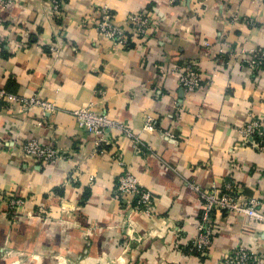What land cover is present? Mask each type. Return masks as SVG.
<instances>
[{"label": "crops", "instance_id": "1", "mask_svg": "<svg viewBox=\"0 0 264 264\" xmlns=\"http://www.w3.org/2000/svg\"><path fill=\"white\" fill-rule=\"evenodd\" d=\"M103 8L128 33V13L163 17L161 33L122 48L97 32ZM0 32V88L55 106L43 115L0 103V264H221L240 243L264 264V146H243L236 130L264 116V68L253 78L241 66L248 51L264 49V0H63L59 16L48 0H13L0 10ZM223 41L236 55L214 57ZM189 60L205 83L184 95L173 68ZM85 106L126 125L140 152L115 129L96 147L72 115ZM147 115L154 131L144 129ZM34 136L67 157L27 160L20 147ZM117 154L152 193V217L116 198ZM229 179L260 202L263 219L217 216L213 244L198 256L189 244L203 201L189 184L219 190ZM11 196L25 200L20 217L7 213Z\"/></svg>", "mask_w": 264, "mask_h": 264}, {"label": "built area", "instance_id": "2", "mask_svg": "<svg viewBox=\"0 0 264 264\" xmlns=\"http://www.w3.org/2000/svg\"><path fill=\"white\" fill-rule=\"evenodd\" d=\"M48 1L51 12L54 16H59L63 0ZM183 1L185 0H167V3L172 5ZM12 3L13 0H0V10L9 7ZM126 20L132 29L130 33L123 26L115 24L110 11L107 8H103L96 25L97 32L109 42L126 49L131 46V41L134 38L138 39L143 46H146L155 42L161 33L163 17L152 16L145 12H132L127 14ZM237 20H239V16H235L232 19V21ZM5 42L6 37L0 32V49ZM203 45L207 49L213 48L208 42ZM48 52L56 58L60 48L51 44L48 46ZM227 54L230 56L236 55L229 48L227 42H220L215 48L214 57L220 58ZM241 66L246 69L250 76L256 78L264 68V49L253 48L248 51L242 59ZM173 71L178 74L179 86L184 95L197 93L205 83L203 74L198 68V63L194 60L184 61L181 66H174ZM163 72L165 71L163 70ZM0 103L16 107L23 112L39 110L43 115L55 112V106L51 102L37 95L25 98L1 88ZM72 115L82 132L96 136V147H100L102 143L106 142L104 136L108 130L115 129L129 138L135 152H140L141 144L139 138L126 125L112 120L105 112L94 110L91 106H85L74 111ZM156 127L157 122L154 118L150 115L145 116L144 129L154 131ZM236 130L243 146L259 149L264 146V116L251 117ZM167 136L172 137L169 134ZM20 148L27 160L39 165L54 164L67 157L66 151L58 149L52 144L44 143L35 136L24 141ZM115 162L122 168L116 185V198L121 203V206H131L138 215L152 217L154 215V197L152 193L141 186L133 173L126 168L119 154H117ZM231 166L232 168L234 167V165ZM189 186L203 201L200 223L189 244L190 250L200 256H205L213 244V238L216 233L214 220L217 216L243 215L252 219H263V216L257 210L260 202L256 198L246 195L244 189L236 180H227L219 190L204 189L193 183H190ZM5 204L7 213L10 216L18 215L19 210L25 205V200L11 196L5 199ZM221 264H262V260L255 248H250L240 243L223 256Z\"/></svg>", "mask_w": 264, "mask_h": 264}, {"label": "rangeland", "instance_id": "3", "mask_svg": "<svg viewBox=\"0 0 264 264\" xmlns=\"http://www.w3.org/2000/svg\"><path fill=\"white\" fill-rule=\"evenodd\" d=\"M15 216L20 217V215H15Z\"/></svg>", "mask_w": 264, "mask_h": 264}, {"label": "trees", "instance_id": "4", "mask_svg": "<svg viewBox=\"0 0 264 264\" xmlns=\"http://www.w3.org/2000/svg\"><path fill=\"white\" fill-rule=\"evenodd\" d=\"M196 255L200 256L199 254L195 253Z\"/></svg>", "mask_w": 264, "mask_h": 264}]
</instances>
